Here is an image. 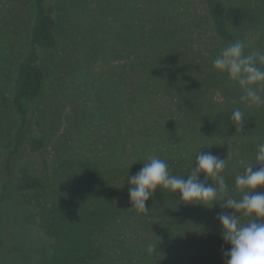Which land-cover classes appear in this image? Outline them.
Here are the masks:
<instances>
[{"label":"trees","instance_id":"obj_1","mask_svg":"<svg viewBox=\"0 0 264 264\" xmlns=\"http://www.w3.org/2000/svg\"><path fill=\"white\" fill-rule=\"evenodd\" d=\"M73 2L79 7L71 17L66 6ZM2 3L33 10L10 93L0 91V170L7 179L16 172L12 201L25 225L49 240L38 264H225L230 245L217 215L231 209L221 201L211 209L183 204L178 193L157 188L149 211L138 212L128 177L155 155L187 179L196 156L211 151L226 159L228 194L240 198L235 177L264 142V104L246 106L239 86L212 61L236 40L247 42L246 52L264 50V0H203V12L201 0ZM96 72L107 83L125 82L116 90L123 93L96 89ZM236 108L245 113L242 125L231 120ZM14 116L16 128L9 125ZM105 123L113 133L108 143L100 133ZM33 125L63 126L47 155ZM124 221L133 247L103 244Z\"/></svg>","mask_w":264,"mask_h":264},{"label":"clouds","instance_id":"obj_2","mask_svg":"<svg viewBox=\"0 0 264 264\" xmlns=\"http://www.w3.org/2000/svg\"><path fill=\"white\" fill-rule=\"evenodd\" d=\"M247 47L245 40L228 43L213 59L212 67L218 73H226L239 86L241 101L246 106H259L264 104V50L246 52ZM231 120L242 125L245 113L236 108ZM254 163L261 166L254 170ZM254 163L247 164L244 172L235 177V187L240 193L237 199L228 194V185L221 174L226 168V159L211 151H201L196 156L195 167L187 179L172 175L166 160L151 156L135 175L128 177L131 208L147 213L146 202L157 188L178 193L183 204L211 209L221 201L222 209L232 210L231 213L222 210L217 215L222 239L230 245L225 264H264V192L256 191L264 188V142L257 145ZM209 179L212 183H208ZM243 218L249 219L245 223ZM154 249L155 244H149L147 251L151 254Z\"/></svg>","mask_w":264,"mask_h":264},{"label":"rangeland","instance_id":"obj_3","mask_svg":"<svg viewBox=\"0 0 264 264\" xmlns=\"http://www.w3.org/2000/svg\"><path fill=\"white\" fill-rule=\"evenodd\" d=\"M78 7V3L76 2L68 4L66 6L68 16L74 17L75 10ZM197 10L199 12L204 11L203 0H201V3H197ZM32 16V8L18 9L10 4H0V91L3 93H10L14 68L26 50V38ZM61 50L62 46H60ZM43 56L45 57V55ZM97 73H94L90 77V81L95 82L96 89L103 90L104 92L107 90L110 96L116 95L119 97L123 93H118L116 90L122 91V85L125 82L121 80L123 83H118L110 80L107 83L105 77L101 74L98 76ZM122 79L126 78L122 77ZM52 80L48 79L46 81L44 92L47 93L50 90ZM106 83L108 84V88L106 87ZM116 96H113L114 99L117 98ZM112 100L110 99L111 102ZM18 123L17 117L14 116L10 119L9 125L16 128ZM62 127L46 125L44 127H37L33 125L32 133L45 140V155L49 153V148L53 141L60 136ZM111 131V125H107V123L100 129V133L107 138V143L110 141L111 136H113ZM165 153L167 154L168 152L165 151ZM4 174L2 167L0 170V185L7 182L9 184L6 192H0V195L5 196L4 202L0 204V264H38L47 252L49 240L38 228L25 225L23 214L12 201L15 193L14 178H16L17 174L13 170L12 178L10 179H7ZM3 210L6 211V214H3ZM132 239L130 229L127 228L124 221L112 228L102 239V243L117 246L118 249L120 247L128 249L129 246L133 247ZM13 248H18V251L14 253L10 252Z\"/></svg>","mask_w":264,"mask_h":264}]
</instances>
